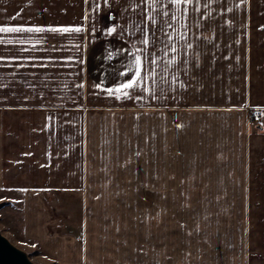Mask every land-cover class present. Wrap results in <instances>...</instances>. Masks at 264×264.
I'll use <instances>...</instances> for the list:
<instances>
[{
	"label": "crops",
	"instance_id": "crops-1",
	"mask_svg": "<svg viewBox=\"0 0 264 264\" xmlns=\"http://www.w3.org/2000/svg\"><path fill=\"white\" fill-rule=\"evenodd\" d=\"M183 7L0 0V26L83 29L0 45V195L61 264H264V0ZM133 53L155 99L95 87L128 79Z\"/></svg>",
	"mask_w": 264,
	"mask_h": 264
},
{
	"label": "snow or ice",
	"instance_id": "snow-or-ice-1",
	"mask_svg": "<svg viewBox=\"0 0 264 264\" xmlns=\"http://www.w3.org/2000/svg\"><path fill=\"white\" fill-rule=\"evenodd\" d=\"M104 2L107 3V0H104ZM168 2L171 5H183L184 6L183 11L187 13L188 11L187 5L199 3V0H168ZM148 3H149V0H140L141 5H147ZM151 3L153 6H155V4L157 3V0H151ZM97 7H99V5H97ZM165 15H169V14L165 13ZM147 20L149 22L155 23L154 17H147ZM174 21H175V17H173V22ZM169 27H171V25H169ZM185 27L187 26L185 25ZM45 31L64 34V33H72V32L80 33L81 31H83V29L80 27H53V28L45 29L41 27L25 28L23 26H0V45L11 43V41H5L3 39L4 34H22L25 32L41 33ZM111 31L114 32L116 31V29L112 28ZM165 34L169 37V39L172 38L171 33L166 32ZM186 38H187V33L186 32L182 33L180 36V39L186 40ZM20 43L22 44L23 41H20ZM141 44L147 47V45L149 44V40L147 36H145V38L141 40ZM191 47L192 45L190 43L187 44L186 48L184 49L185 55L187 52V48H191ZM144 50H145L144 48L137 49L138 52H143ZM171 52L172 53L177 52L175 44L171 45ZM143 59L144 58L141 55H136L135 53H133L134 63L130 65V72H131L130 77L122 81L121 83H119L114 88L113 87L102 88L101 85H96L95 87L99 88L101 91L106 92L108 96L114 97L117 100L132 99L136 101H142L146 97H152L155 99L156 98V93L154 90L155 75L152 73L151 67L143 63ZM3 60L4 58L0 57V61H3ZM151 63L152 65H155L157 61L153 59ZM167 63L176 64L175 57L171 58ZM184 63H186V60L184 61ZM18 66L24 67L25 65L21 63ZM41 66L46 67L47 65H41ZM122 75H128V74L123 73ZM178 79L179 78L174 75L172 81L170 82V86L175 85ZM180 83L182 85V81ZM76 87L83 88L84 85L81 83V84H77ZM177 127L178 128L182 127V125H177ZM137 155H139V153H137Z\"/></svg>",
	"mask_w": 264,
	"mask_h": 264
},
{
	"label": "rangeland",
	"instance_id": "rangeland-1",
	"mask_svg": "<svg viewBox=\"0 0 264 264\" xmlns=\"http://www.w3.org/2000/svg\"><path fill=\"white\" fill-rule=\"evenodd\" d=\"M263 121V120H262ZM6 199V196L3 197L0 195V231L1 233L17 248L24 251L30 260L34 264H61L58 262L54 255H51L47 252L44 248L36 245H32L27 243L24 239V235L22 232V214L20 208L13 204V202H9ZM13 200V198H12ZM119 200H128V199H119ZM144 200V199H143ZM146 200V199H145ZM58 207L61 205L58 203ZM81 201H80V211H81ZM75 223L81 225V217L74 215ZM60 229V228H59ZM58 229V230H59ZM56 230V228H55ZM64 230V227L61 228ZM111 252L112 254H119L120 249H126V246H115L111 245ZM151 247H144V252H150ZM106 246H100L99 252L105 251ZM107 250V249H106Z\"/></svg>",
	"mask_w": 264,
	"mask_h": 264
},
{
	"label": "water",
	"instance_id": "water-1",
	"mask_svg": "<svg viewBox=\"0 0 264 264\" xmlns=\"http://www.w3.org/2000/svg\"><path fill=\"white\" fill-rule=\"evenodd\" d=\"M0 264H34L28 255L13 245L0 231Z\"/></svg>",
	"mask_w": 264,
	"mask_h": 264
},
{
	"label": "built area",
	"instance_id": "built-area-1",
	"mask_svg": "<svg viewBox=\"0 0 264 264\" xmlns=\"http://www.w3.org/2000/svg\"><path fill=\"white\" fill-rule=\"evenodd\" d=\"M263 120V115L260 110L253 109L250 112V122L254 126H258L259 124L262 123Z\"/></svg>",
	"mask_w": 264,
	"mask_h": 264
}]
</instances>
